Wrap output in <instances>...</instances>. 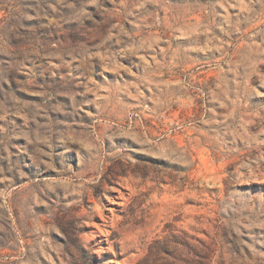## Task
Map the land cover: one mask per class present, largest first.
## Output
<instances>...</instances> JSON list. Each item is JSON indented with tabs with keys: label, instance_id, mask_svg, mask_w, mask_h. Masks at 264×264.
Returning <instances> with one entry per match:
<instances>
[{
	"label": "rangeland",
	"instance_id": "rangeland-1",
	"mask_svg": "<svg viewBox=\"0 0 264 264\" xmlns=\"http://www.w3.org/2000/svg\"><path fill=\"white\" fill-rule=\"evenodd\" d=\"M0 264H264V0H0Z\"/></svg>",
	"mask_w": 264,
	"mask_h": 264
}]
</instances>
